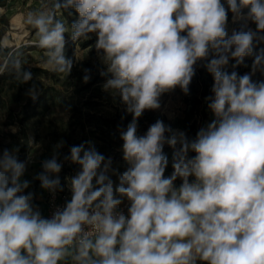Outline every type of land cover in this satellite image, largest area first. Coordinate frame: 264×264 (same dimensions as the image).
<instances>
[{
    "label": "clouds",
    "instance_id": "1",
    "mask_svg": "<svg viewBox=\"0 0 264 264\" xmlns=\"http://www.w3.org/2000/svg\"><path fill=\"white\" fill-rule=\"evenodd\" d=\"M23 23L48 73L67 79L94 50L101 90L131 120L116 128L123 164L91 139L62 157L60 140L28 179L33 156L0 149V264H264V0H42ZM27 65L0 37V77L33 81ZM198 67L213 78L211 119L194 136L161 119L141 134L145 112L188 95ZM81 71L89 83L93 69ZM65 163L76 170L62 182Z\"/></svg>",
    "mask_w": 264,
    "mask_h": 264
},
{
    "label": "rangeland",
    "instance_id": "2",
    "mask_svg": "<svg viewBox=\"0 0 264 264\" xmlns=\"http://www.w3.org/2000/svg\"><path fill=\"white\" fill-rule=\"evenodd\" d=\"M41 3L42 0H4L0 3V37H9L20 48L34 77L33 81L26 84H19L8 76L0 77V149L18 146L19 159L22 161L33 156L34 162L26 175L28 179L41 170L40 161L50 157L53 146L60 140L66 142L61 150L62 157L68 154L71 146L91 139L98 151L123 164L122 153L119 151L122 142L116 128L117 125L126 127L131 116L125 115L118 101L101 90L103 79L94 67L95 51L87 54V49H84L81 54L87 56L74 67L67 79L43 71L40 67L42 52L31 46V42L35 40L34 30L26 27L23 20L27 12L39 8ZM233 27L236 25L230 23L229 30ZM91 43L94 41L81 47L87 48ZM74 47L69 41L66 48L69 57L73 56ZM247 63L250 64L251 60ZM84 67L93 69L92 79L87 84L82 81L81 69ZM258 78L264 79V76L259 74ZM32 83H36L42 90L35 101L26 95ZM189 98L178 88L163 95L161 108L145 112L140 119V133L146 131L151 123L161 119L174 129L186 130L189 136H194L198 128L211 119V114L204 98L197 103H190ZM122 116H125L123 121ZM13 125L19 129L15 134L9 130ZM29 137L33 140L31 145L27 142ZM164 151L169 155L171 153L167 146ZM75 170V165L65 163L61 173L62 182L65 176L72 175ZM170 171L171 168L168 169L169 173ZM33 190L40 195L42 190L38 181L34 182ZM46 195L44 192L43 199L36 201L43 213L48 207Z\"/></svg>",
    "mask_w": 264,
    "mask_h": 264
},
{
    "label": "trees",
    "instance_id": "3",
    "mask_svg": "<svg viewBox=\"0 0 264 264\" xmlns=\"http://www.w3.org/2000/svg\"><path fill=\"white\" fill-rule=\"evenodd\" d=\"M4 0H0V3H3ZM231 19V18H230ZM94 51V50H93ZM251 59H246V63L250 61ZM241 74H243L246 71V68L240 67L237 69ZM229 71H231V68H229ZM259 74H257L254 79L258 78ZM213 84V78L212 76L206 72L202 67H198L197 74L193 78V81L190 84V92L188 96L190 97V103H197L200 99L205 98L206 96L210 95V89ZM128 117L125 119L127 121ZM124 124V122H123Z\"/></svg>",
    "mask_w": 264,
    "mask_h": 264
},
{
    "label": "built area",
    "instance_id": "4",
    "mask_svg": "<svg viewBox=\"0 0 264 264\" xmlns=\"http://www.w3.org/2000/svg\"><path fill=\"white\" fill-rule=\"evenodd\" d=\"M47 203H48V207H47V210L45 211V213H44V215L45 216H48L49 214H50V211H51V206H50V203H49V201H50V197H49V195H48V193H47ZM69 196H68V193L65 191V192H63V193H60V194H58V197H57V200H56V203L57 204H62L63 202H64V200L66 199V198H68Z\"/></svg>",
    "mask_w": 264,
    "mask_h": 264
},
{
    "label": "crops",
    "instance_id": "5",
    "mask_svg": "<svg viewBox=\"0 0 264 264\" xmlns=\"http://www.w3.org/2000/svg\"><path fill=\"white\" fill-rule=\"evenodd\" d=\"M44 213H45V212H44ZM44 213H43V214H44Z\"/></svg>",
    "mask_w": 264,
    "mask_h": 264
}]
</instances>
